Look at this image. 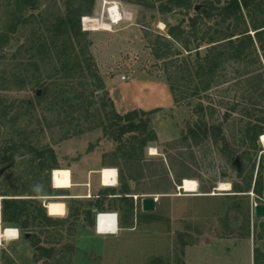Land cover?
Listing matches in <instances>:
<instances>
[{
  "label": "rangeland",
  "instance_id": "obj_1",
  "mask_svg": "<svg viewBox=\"0 0 264 264\" xmlns=\"http://www.w3.org/2000/svg\"><path fill=\"white\" fill-rule=\"evenodd\" d=\"M69 1L75 0L0 1V85H3L0 98L7 105H15L12 115L17 109L24 112L29 108L23 104L24 100L35 103V108L18 118L14 125L1 126L0 146L11 137H19L17 129L24 130L39 148L52 147L59 166L64 167L97 149L104 165L120 169L124 185L132 182L134 191L155 196L156 210L143 211L145 197L113 199L108 207L120 211V222L126 230L117 236L96 238L93 233L99 212L92 208L95 225H89L84 214L95 199L69 201L70 215L60 218L57 216L66 213L65 204L41 198L62 194L49 192L51 188H70V169H54L51 183L47 178L37 183L35 156L22 150L25 155L17 154V165L4 169L0 190L23 193L26 195L20 197L25 198L38 197L43 204L47 202L46 206L53 204L55 209L49 213L61 222L55 226L39 222L29 228V234L20 233L16 240L0 238V264H147L154 258H160L164 264H253L258 241L264 248V240L254 239L253 235L254 231L255 236L264 233V218L257 219L254 213L255 204L264 203V195L258 196L253 191L238 194L233 192V183L245 186L250 182L253 163L259 161V150L264 149L261 137L257 148L245 138L248 127H264V51L258 49L241 59L226 58L211 86L202 90L210 77L199 78L192 70L190 78L185 63L191 66L195 54L190 58L182 46L167 35L165 22L183 25L194 40L188 15L179 10L161 12L131 0H96L89 29L91 52L117 112L159 109L141 115L147 118L157 140L140 148L135 138H144L140 133H127L121 140H115L99 126V118L92 116L93 111L97 114V108L104 115L103 91L95 93L91 99L96 104L88 117L84 109L82 113L68 106L63 110H49L48 100L37 103L34 83L40 71L33 65H24L29 62L28 50L31 42L47 36V29L56 18L66 13ZM225 1L221 0V5ZM258 2L263 6L254 4L250 13L244 10L250 30L253 22L264 20V0ZM197 8L190 16L196 14L200 5ZM105 23L110 24V30L104 29ZM227 26L218 20L205 21L198 28V37H203L208 27H212L210 33H213ZM160 35L168 39H159ZM167 43L171 45L172 55L156 58L154 49L165 48ZM228 43L221 46L226 48ZM176 51L182 53L176 55ZM37 63L41 66L43 81L55 87L57 77L48 79L52 67L39 60ZM14 74L27 76L26 86L21 88ZM122 76L129 80H122ZM170 83L181 91L177 102L171 94ZM73 85L79 86L77 81ZM196 87L200 91L197 92ZM68 115L75 119L67 118ZM205 124L222 126L223 133L204 136L199 127L204 131ZM190 128L199 133L197 138H186ZM152 147L158 150V155H151ZM234 158H239L238 165L234 164ZM98 161L99 156L91 154L85 164L92 167ZM238 168L244 169L241 176ZM257 171L258 163L252 175L253 184ZM220 183H230L231 189L219 191ZM30 190L45 195H28ZM105 212L112 211L101 213ZM2 228L0 220V231ZM31 235L34 240L40 239L39 247L46 250L35 248L28 239Z\"/></svg>",
  "mask_w": 264,
  "mask_h": 264
},
{
  "label": "trees",
  "instance_id": "obj_2",
  "mask_svg": "<svg viewBox=\"0 0 264 264\" xmlns=\"http://www.w3.org/2000/svg\"><path fill=\"white\" fill-rule=\"evenodd\" d=\"M258 1L259 0H226L223 5H221V0H131L130 2H135L136 4L148 8H157L161 12H175L179 10L189 16L188 26L190 31L195 34L194 40H191L190 36L187 35L188 33L186 29L183 28V25H170L165 22L168 28L167 35L172 40L179 43L190 58L192 54H195V62L192 63L191 66L189 63H185V66H187L185 71L188 72L187 74H189L190 78L193 76L191 75L193 71L199 78L203 79L204 75L210 77L209 82L206 80L205 86L202 87V90H207L211 86V82L215 79L216 72L223 65L226 58L241 59L248 57L254 51L257 52L258 49L264 51V20L260 23L253 22L251 25L252 30H250V26L245 22L244 10L250 13L254 4L255 7H262L263 3H259ZM95 3L96 0L69 1V7L66 13L56 18L51 28L47 29V36H40V38L31 42L28 50L30 52V57H28L29 62L24 65H33L38 72L40 71L34 83L37 103L48 100L49 110H63L64 106H68L75 112L78 111L82 113L81 111L84 109L86 117H88L91 115V109L96 104V102L91 99L94 97L95 93L103 91L105 94L104 98H102L104 117L102 116L101 110L98 108L96 109L97 114L95 111L92 113L94 114L92 116H97L99 118V126L104 128L106 135H113L114 139L118 141L127 133H140L144 138H135H138L140 148H145L148 142L157 140V134L149 128L147 118L141 117V115L152 114L159 109L153 111L134 110L126 114L117 112L115 104L107 91L105 80L91 52L92 42L89 39V29ZM198 5H200L199 10L196 11L195 15L190 16V12L192 10H197ZM212 20L227 23L228 26L225 30L215 29L213 33H210L212 27H208L209 30L205 31L203 37H198L199 26L201 24L204 25L205 21ZM84 23L87 29L84 27ZM242 24L244 27H241ZM251 31L254 33L252 34ZM168 36L160 35L159 39L164 38L167 40ZM226 42H229L228 48L221 46ZM174 53L178 55L182 52L176 51ZM154 54L158 59L170 57L172 55L171 45L168 44L165 48H155ZM32 60H34V62H32ZM37 60L41 61L43 65L49 64L52 67L48 74V79L57 77L55 87L43 81L41 66L37 63ZM181 64L183 63L181 62ZM13 77L19 80L18 82H20L21 88L28 83L27 76L20 77L14 74ZM75 81L78 82L79 86L73 85ZM0 88L3 89V85H0ZM39 88H42V91H39ZM78 88L81 91L77 90ZM170 91L174 100L177 102L180 99L179 92L181 91H178L173 83H170ZM196 91H200L199 87H196ZM23 104L29 106V108L24 112L17 109L12 115L11 112L15 109V105H7L5 100L0 98V130L1 126L7 123L14 125L18 118L29 114L31 109L35 108V103L32 100H24ZM67 118H71L72 120L75 119L73 115H68ZM57 122L62 123L61 119H57ZM205 125L206 129H204V131L201 126L199 127L204 136H208L210 133L220 136L223 133L222 126L211 125L207 127V124ZM17 133L19 137H11L7 143L0 146V171L16 166L17 154L18 156H23L25 153H23L22 150H26L35 156L34 161L36 162L37 170L35 174L36 182L40 183L42 179L44 180V178H47L51 183V172L54 180V169L56 170L59 168L57 155L54 149L50 146L39 148L32 142L30 133L24 130L17 129ZM245 133L246 140H248L254 148H257L260 137L264 134V127L260 126L259 129L248 127ZM67 134V136H69L70 131H68ZM198 136L199 133L196 132L195 129L190 128L186 138H197ZM259 151L261 152L260 159L258 162L254 161L252 166L253 175L258 163V171L254 184L252 183L253 176L251 175L250 182H247L245 186L239 183H233V192L248 194L250 191H253L258 196L264 195V149H260ZM235 159L236 158H234V161ZM238 169H240L239 176H241L244 169ZM44 173H47V175H44ZM59 177L63 178V176ZM55 191L60 190L53 188L49 189V192ZM39 192L40 191L30 190V194L28 195L39 197L45 195ZM100 194L99 199L90 205L91 208L84 211L85 218L89 225H95V217H93L94 213L92 208L97 209L99 213L104 211L105 208L101 205L106 198H108L109 194L114 193H108L107 190H105L101 191ZM24 195L26 194L9 193L5 190H0V220L3 224V228L15 227L19 229L20 233L27 235L29 234V228L36 226L39 222L46 226L60 224L61 220L52 217L49 213V211L55 209L53 204L47 205L46 208L42 199H38V197L37 199L20 197ZM28 239L35 248H40L43 251L46 250L44 247H39L41 242L40 239L34 240L32 235ZM261 256L260 250L256 248L255 264H260ZM147 264H164V262L160 258H154L152 262Z\"/></svg>",
  "mask_w": 264,
  "mask_h": 264
},
{
  "label": "crops",
  "instance_id": "obj_3",
  "mask_svg": "<svg viewBox=\"0 0 264 264\" xmlns=\"http://www.w3.org/2000/svg\"><path fill=\"white\" fill-rule=\"evenodd\" d=\"M117 105V103H116ZM91 154H95L99 156V161L95 166L92 167H87L85 164L89 156ZM105 167H114L117 169V166H107L103 164V159L102 156L98 153L97 149L94 150L93 152H90V154L85 155L80 161L73 162V164L69 166H59V168H69L71 171V183L72 186L70 188H55L62 192L60 196L56 197H41L42 199H49L50 200H57L61 201L65 204L66 207V213L63 216H57L60 218H65L70 215V211L68 208V202L69 201H75V200H98L100 197L101 191L107 190L108 193H114V194H109L108 198L103 202L101 205L102 207L105 208L104 211H112L115 212L118 215V232L117 233H100L98 229L94 230L93 236L96 238H101V237H107V236H117L119 235L122 231L126 230V227L121 224L120 222V211L117 210V208H110L109 209V201L117 198H122V197H150L149 195H146L147 192H141V191H134L135 187L131 183H127L124 185L121 181V176H120V169H117L118 171V181L117 185L114 187H106L103 184V179H102V170ZM155 197V196H152ZM46 201L44 203V206H46ZM109 209V210H108ZM48 213V210H47ZM107 213V212H106ZM49 215V214H48ZM53 217V216H52ZM56 218V217H55ZM259 219V218H257ZM263 219V218H260ZM96 228H97V216H96ZM3 229V228H2ZM20 232V231H19ZM259 233V231L257 232ZM0 238H2V230L0 231ZM264 234V233H263ZM261 234L260 236H255V231L253 233L254 239H259V240H264V235ZM20 237V236H19ZM16 240V239H13ZM258 248L262 254L260 264H264V248L258 244L255 245L254 247V252H253V261L252 263L255 264V249Z\"/></svg>",
  "mask_w": 264,
  "mask_h": 264
},
{
  "label": "bare ground",
  "instance_id": "obj_4",
  "mask_svg": "<svg viewBox=\"0 0 264 264\" xmlns=\"http://www.w3.org/2000/svg\"><path fill=\"white\" fill-rule=\"evenodd\" d=\"M104 29L110 30V24L105 23ZM261 142L264 146V134L261 136ZM151 155L156 156L158 155V150L155 147H152ZM102 179L103 184L106 187H114L117 185L118 181V171L114 167H105L102 170ZM231 189L230 183H220L218 190L219 191H229ZM100 233H117L118 230V215L115 212H105L99 217L97 221V228ZM20 236V232L17 228L7 227L2 229V238L13 240L18 239Z\"/></svg>",
  "mask_w": 264,
  "mask_h": 264
},
{
  "label": "water",
  "instance_id": "obj_5",
  "mask_svg": "<svg viewBox=\"0 0 264 264\" xmlns=\"http://www.w3.org/2000/svg\"><path fill=\"white\" fill-rule=\"evenodd\" d=\"M198 9V8H197ZM240 162L239 158H236L234 161L235 165H238ZM4 173V169L0 171V177ZM157 199L155 197H145L142 199V208L145 212H153L156 210ZM255 217L264 218V203L255 204ZM1 236V234H0Z\"/></svg>",
  "mask_w": 264,
  "mask_h": 264
},
{
  "label": "built area",
  "instance_id": "obj_6",
  "mask_svg": "<svg viewBox=\"0 0 264 264\" xmlns=\"http://www.w3.org/2000/svg\"><path fill=\"white\" fill-rule=\"evenodd\" d=\"M110 9V8H109ZM127 15V14H126ZM84 27L87 29V27L85 26V23H84ZM122 80H129V77H127V76H122ZM102 215V213H99L98 215H97V221H98V219H99V217Z\"/></svg>",
  "mask_w": 264,
  "mask_h": 264
}]
</instances>
